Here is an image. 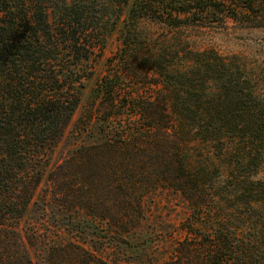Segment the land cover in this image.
Here are the masks:
<instances>
[{
    "label": "trees",
    "instance_id": "obj_1",
    "mask_svg": "<svg viewBox=\"0 0 264 264\" xmlns=\"http://www.w3.org/2000/svg\"><path fill=\"white\" fill-rule=\"evenodd\" d=\"M241 1L0 0V264H264V67L138 26ZM172 198L179 221L153 219Z\"/></svg>",
    "mask_w": 264,
    "mask_h": 264
},
{
    "label": "rangeland",
    "instance_id": "obj_2",
    "mask_svg": "<svg viewBox=\"0 0 264 264\" xmlns=\"http://www.w3.org/2000/svg\"><path fill=\"white\" fill-rule=\"evenodd\" d=\"M229 2V0H227ZM237 1V0H233ZM249 5L250 9L230 8L232 17H225L216 14L214 20L205 19L198 22L199 25L167 26L161 23L142 19L139 23L140 35L153 40V47L165 45L169 49L178 51V56L183 59V50H208L209 53L228 59L239 60L252 73L264 67V0H242L239 4ZM119 31H115L108 38L103 55L95 64L92 76L85 82L82 92L83 101L88 96L94 81L104 69V59L116 53L120 47ZM143 38V39H144ZM151 48H148L150 50ZM146 50V51H148ZM130 89L136 87L127 83ZM264 89V84H263ZM264 177V170L258 174ZM185 208L181 201L172 198L171 200L161 199L154 205L153 219H161L167 223H177L185 213ZM157 216H160L157 218ZM55 233V232H54ZM64 239L65 233L61 235ZM86 245H90L92 240H87ZM163 242H160L162 245ZM152 252V251H151ZM32 260L34 264H44L43 254L39 250L32 248ZM132 256V255H130ZM133 257H136L133 255Z\"/></svg>",
    "mask_w": 264,
    "mask_h": 264
}]
</instances>
